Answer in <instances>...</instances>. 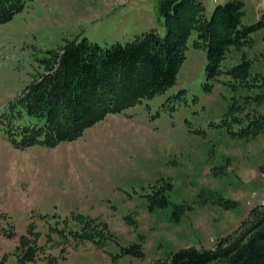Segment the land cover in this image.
I'll list each match as a JSON object with an SVG mask.
<instances>
[{
	"label": "rangeland",
	"instance_id": "1",
	"mask_svg": "<svg viewBox=\"0 0 264 264\" xmlns=\"http://www.w3.org/2000/svg\"><path fill=\"white\" fill-rule=\"evenodd\" d=\"M225 1L203 0L205 15ZM242 1V22H256L264 0ZM157 2L28 0L0 23L2 119L40 60L66 40L164 35ZM196 38L192 31L174 85L75 140L19 149L0 124V264H147L182 247L211 248L261 202L264 133L239 135L233 118L264 114V27L227 51L222 70L240 64L235 75L212 81ZM217 197L237 204L225 208ZM132 244L141 258L122 251Z\"/></svg>",
	"mask_w": 264,
	"mask_h": 264
},
{
	"label": "trees",
	"instance_id": "2",
	"mask_svg": "<svg viewBox=\"0 0 264 264\" xmlns=\"http://www.w3.org/2000/svg\"><path fill=\"white\" fill-rule=\"evenodd\" d=\"M27 1L0 0V23L9 21ZM243 8L242 0H227L217 4L207 17L203 0H158L164 35L152 28L124 43L100 45L86 37L66 40L40 60L42 70L9 102V115L2 119L7 115L2 113L0 124L19 149L37 144L54 147L75 140L106 115L123 112L174 85L192 31L197 33L193 47L206 53V80H215L223 73L235 75L240 64L222 70L227 51L250 42L251 33L264 27V13L256 22L244 24ZM24 116L33 117L34 122L21 121ZM233 119L242 124L239 135L264 133V114L248 118L245 124ZM162 197V203L168 202ZM213 203L225 208L237 204L222 197ZM122 251L143 256L139 244ZM147 264H264V204L251 207L239 225L211 248L186 246Z\"/></svg>",
	"mask_w": 264,
	"mask_h": 264
},
{
	"label": "built area",
	"instance_id": "3",
	"mask_svg": "<svg viewBox=\"0 0 264 264\" xmlns=\"http://www.w3.org/2000/svg\"><path fill=\"white\" fill-rule=\"evenodd\" d=\"M262 202L264 203V198H263Z\"/></svg>",
	"mask_w": 264,
	"mask_h": 264
}]
</instances>
